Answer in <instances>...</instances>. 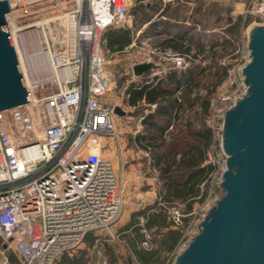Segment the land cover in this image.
<instances>
[{
  "label": "built area",
  "instance_id": "1",
  "mask_svg": "<svg viewBox=\"0 0 264 264\" xmlns=\"http://www.w3.org/2000/svg\"><path fill=\"white\" fill-rule=\"evenodd\" d=\"M7 2L5 25L18 64L16 48L27 44V37L35 33L40 50L34 61L42 66L34 72L28 59L22 69L19 66L22 80L29 71L28 84L23 82L28 101L8 112L0 111V264H5L7 249L19 264H58L63 253L83 244L86 234L95 236L110 229L121 216L124 186L104 155L105 139L113 138L119 146L115 118L135 120L131 132L136 133L145 114L155 108V103H150L143 113L131 114L145 103L143 99L129 103V84L152 87L166 72L186 69L191 63L203 65L209 47L203 52L162 48L155 39L161 35L160 28L144 33L150 21L133 30L135 0H61L68 10L44 14L43 24H35L33 19L27 22L26 13L34 15L31 3ZM252 12L263 15L264 0H259ZM112 28L131 32L130 40L116 50H109L103 39L104 32ZM49 29H63L65 42L53 39ZM248 60L246 44L239 57L222 62L234 91L225 95L224 105L205 120L213 138L205 161L214 167L210 181L214 176L220 180L226 160L221 148L223 114L246 91L242 68ZM142 63H149V68L134 74L133 66ZM38 74L44 77L37 79ZM116 75L123 76L119 89ZM115 88L121 92L109 98ZM180 95L181 89H177L178 100ZM115 106L124 114L115 113ZM32 113L38 117V134L30 127ZM173 121L161 133L162 138L173 128ZM20 129L25 131L22 136L18 135ZM201 219L195 229L183 232L164 264L173 263ZM174 223L181 224L177 212Z\"/></svg>",
  "mask_w": 264,
  "mask_h": 264
},
{
  "label": "trees",
  "instance_id": "2",
  "mask_svg": "<svg viewBox=\"0 0 264 264\" xmlns=\"http://www.w3.org/2000/svg\"><path fill=\"white\" fill-rule=\"evenodd\" d=\"M135 2L132 10L133 30L149 20L159 8L157 0L150 2L135 0ZM207 5L209 4L197 0L190 24L187 25L183 24L181 19L185 17L187 6L179 0L166 4L161 14L167 19L160 18L152 24L159 23L162 26L172 27L175 37L159 40L157 44L162 48H171L180 52H188L193 44L198 47V52H203L198 38L200 34H204L207 23L203 20L200 23V20L207 18V15L213 12L208 13ZM253 19L262 21L264 14L262 17L250 14L245 17L238 15L234 21L229 18L231 24L225 29L227 37L214 44L212 35L205 34L211 42L210 50L222 44L231 45V37L238 27L248 25ZM197 26H200L202 30L197 29ZM103 39L109 50H116L130 40V31L123 28L108 29L104 32ZM218 70L215 71L216 80L210 84L209 90H206L203 95H198L193 90L198 76L202 73L196 64L183 70L166 72L152 87L143 85L141 88H136L134 84H129L127 87L126 91L130 93L128 100L130 104H135L141 99L145 103L134 114L143 113L148 104L155 103V108L145 114L141 131L137 132L133 138L135 145L147 152L149 166L158 180L157 194L160 200L154 201L149 207L133 211L124 228L130 229L134 234L130 247L136 260L141 264H163L168 260L172 249L183 234V226L187 225L193 204L202 201L208 195V186L211 183L209 175L214 167L205 161L213 138L205 120L210 111V95L226 76V67L222 66ZM177 89H181L180 100L175 96ZM171 120H174L173 129L169 130L168 138L163 139L161 133L168 127ZM180 203L183 204L185 215L180 218L181 224H175L173 219H168L166 211L169 206H178ZM139 216L144 218L142 224L139 223ZM141 229L155 231L159 235L156 248L150 250L137 248V241L143 238ZM93 239L94 235L88 233L84 241L87 245H91ZM65 255L66 253L62 254L59 264H68L65 263L67 259Z\"/></svg>",
  "mask_w": 264,
  "mask_h": 264
},
{
  "label": "water",
  "instance_id": "3",
  "mask_svg": "<svg viewBox=\"0 0 264 264\" xmlns=\"http://www.w3.org/2000/svg\"><path fill=\"white\" fill-rule=\"evenodd\" d=\"M8 11L7 0H0V111L28 101L5 25ZM247 48L246 91L222 119L220 194L172 264H264V25L250 26ZM149 66L137 64L133 73Z\"/></svg>",
  "mask_w": 264,
  "mask_h": 264
},
{
  "label": "rangeland",
  "instance_id": "4",
  "mask_svg": "<svg viewBox=\"0 0 264 264\" xmlns=\"http://www.w3.org/2000/svg\"><path fill=\"white\" fill-rule=\"evenodd\" d=\"M148 1L150 2L154 0ZM194 1L197 2V0ZM258 2L259 0L206 1V3L209 4L207 5L208 13L211 11L213 12L212 14L207 15V18L201 17L202 19L200 20V23L202 20L207 23V26H205L204 29L207 30V34L212 35L213 44L216 43V41L220 42L223 38L227 37L225 29L231 24L229 23V18L234 21L238 15H241L242 17H245L247 14L255 17L263 16L262 14H255L252 12ZM169 3H174V1ZM208 8L211 10L209 11ZM184 16V18H181L182 23L183 21H186V19L188 22L191 21V18H186V15ZM186 23L187 21L183 24ZM261 23L264 25V20L259 21L253 19L248 25L239 26L236 33L231 37V45L222 44L217 47L215 46L212 51L209 48L203 54L205 57L203 59V65H200L199 63H191L196 64V66L202 71L200 76H198L197 84L193 89L198 95H203L206 90H209L210 84L216 80L217 77L215 71L218 70V68L221 69L222 66L225 67L222 63L223 61H230L240 56L241 49L247 44V34L250 26ZM198 29L202 30L200 26H198ZM159 40H162V38ZM218 72L220 71L218 70ZM122 79L123 76L121 75L115 76V82L117 83L116 86L118 89ZM232 91H234V86L230 84L229 75L226 71L225 78L210 95L209 115L215 112L217 108L224 105L225 101L222 98L225 95L230 94ZM120 92L121 90H116V88L115 90L112 89L108 97L113 98V96L119 95ZM139 107L140 106H138V108ZM138 108L132 110L130 113L134 115V112ZM126 120V118H115V131L120 144L117 146L115 139L107 137L105 139L107 140V146L104 150V155L110 158L116 175L124 186L123 209L121 216L110 229L98 231L94 236L91 245H87L86 241H84L79 248L65 252V256H67L65 263L141 264L136 260L130 247V241L134 234L130 229L124 228L129 222L133 211L149 207L154 203V200L158 199V180L156 174L149 166L147 152L129 142L131 130L135 127V121L131 119L128 121ZM119 153L121 154V158ZM216 179L217 177L215 178L214 176L211 180L212 182L208 186V195L202 201L193 204V209L188 216L189 219L187 220V225L183 226V232H190L195 229L198 220L205 215L207 209L219 196L220 189L218 188V184L220 180ZM176 212L179 214V218H183L185 214L182 203L178 204V206H169L167 208L166 213L168 219L174 220ZM141 217L142 216L138 217L139 221ZM141 232L143 238H141L140 241H137V248L143 250L156 248L159 243V235L155 231L153 232L145 229H141ZM144 240L148 241V245L143 244ZM4 256L6 257V260L4 261L5 264H19L17 256L9 249L4 251Z\"/></svg>",
  "mask_w": 264,
  "mask_h": 264
},
{
  "label": "bare ground",
  "instance_id": "5",
  "mask_svg": "<svg viewBox=\"0 0 264 264\" xmlns=\"http://www.w3.org/2000/svg\"><path fill=\"white\" fill-rule=\"evenodd\" d=\"M26 2H29L31 3V8L34 9V14L36 15H33L32 17H30L31 15H28V13H26L25 17H26V20H28L27 22H31L30 20L33 19L34 23L35 24H43L45 21H41L43 18H44V14H51L53 11L55 10H66L67 9V6H65L61 0L60 2H54L52 3L51 0H25ZM30 7V6H29ZM37 10H36V9ZM68 10V9H67ZM38 19V20H37ZM49 31V34L50 36H52L53 39H56L57 38V41L59 42H65V32L64 30L62 29H59L57 32L53 30H48ZM40 32V31H38ZM57 35V37H56ZM35 33H34V36L32 34H30L27 39H28V43L27 44H20L16 49L18 50L19 52V66L20 68L22 69V65H24L26 59H28V61L31 60L32 63H30V67L31 69L30 70H37L38 71V67L42 66V63H38V62H35L34 60L35 59H38V51L40 50V47L38 46L37 42L34 41L35 39ZM54 50H56V48H54ZM41 71V69L39 70ZM28 72L27 71V75L24 76L23 78V82L25 84H28V79H29V76H28ZM37 79H41L43 78L44 76H41V74H38L36 75ZM10 109H5L3 110V112H8ZM30 119H31V128L33 130V134H38L39 130H38V117H37V114L35 113H32V115L30 116ZM32 130L30 131V133L32 132ZM25 132L24 130L20 129L18 135L19 136H22V133ZM29 133V134H30Z\"/></svg>",
  "mask_w": 264,
  "mask_h": 264
},
{
  "label": "crops",
  "instance_id": "6",
  "mask_svg": "<svg viewBox=\"0 0 264 264\" xmlns=\"http://www.w3.org/2000/svg\"><path fill=\"white\" fill-rule=\"evenodd\" d=\"M148 1V0H147ZM159 1V0H158ZM176 1V0H175ZM180 2H182L183 4H185L186 6H187V9L185 10V15H186V18H191V16H192V14H193V8H194V6H195V4H196V2L194 1V0H179ZM203 1V3H205L206 4V1L205 0H202ZM201 1V2H202ZM169 3V2H168ZM168 3H163L162 1H159V8L157 9V11L150 17V19L149 20H147V21H150V23L147 25V27L145 28V30H144V33L145 34H152L153 33V31H156V30H158L157 28H160L162 31H161V35H156L157 37L155 38L156 40H158L159 41V39H165V38H173V37H175V31L173 30V28L172 27H168V26H162L161 24H159V23H155V24H152V22H155L157 19L159 20L160 18L161 19H167L164 15H162L161 14V11H162V9L165 7V5L166 4H168ZM154 17V18H153ZM153 18V19H152ZM146 21V22H147ZM186 21H187V25L188 24H190V22H188V20L186 19ZM186 21H183V23L184 22H186ZM176 22H179V20H176ZM142 25V24H141ZM197 29H198V26L196 27ZM172 32L171 34H172V36L170 37L169 35H168V33L169 32ZM205 34H207V30L206 29H204V34H200V36H199V38H198V41H199V44H200V46H201V48L205 51V49L207 48V47H209L210 48V45H211V42H210V40H208L207 38H206V36H205ZM130 37H131V32H130ZM186 39V38H185ZM195 39H196V37H195ZM197 40V39H196ZM184 41H186V40H184ZM191 49H195V50H198V47H195V45H191V47H190V49L189 50H191ZM184 116H186L185 114H184ZM133 117V115H131V118ZM135 121V120H134ZM172 121V120H171ZM142 124V123H141ZM173 125H174V121H173ZM130 129H132V128H130ZM141 129H142V127H141ZM141 129H140V131H141ZM173 129V128H172ZM139 132V131H138ZM169 132V131H168ZM168 132H167V136L165 137V138H163V139H167L168 138ZM137 133V132H136ZM136 133H132L131 132V136H130V139H129V142L130 143H132V144H135L134 143V135L136 134ZM138 148H140V147H138ZM140 149H142V148H140ZM143 150V149H142ZM146 152V151H145ZM119 178V177H118ZM158 200V199H157ZM154 201H156V200H154ZM142 219H143V222H144V218L143 217H141ZM141 218H140V221H139V223L141 222Z\"/></svg>",
  "mask_w": 264,
  "mask_h": 264
}]
</instances>
